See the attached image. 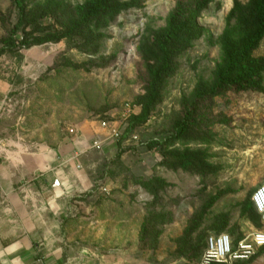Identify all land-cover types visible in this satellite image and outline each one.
<instances>
[{
	"label": "rangeland",
	"instance_id": "374dc122",
	"mask_svg": "<svg viewBox=\"0 0 264 264\" xmlns=\"http://www.w3.org/2000/svg\"><path fill=\"white\" fill-rule=\"evenodd\" d=\"M198 1L165 57L176 0H0V172L34 204L45 177L68 171L54 196L64 233L104 264H199L222 225L263 230L244 211L264 181V38L245 60L251 85L219 78L256 30L255 1ZM113 118L123 139L91 149ZM240 264H264V247Z\"/></svg>",
	"mask_w": 264,
	"mask_h": 264
},
{
	"label": "crops",
	"instance_id": "0c3cea01",
	"mask_svg": "<svg viewBox=\"0 0 264 264\" xmlns=\"http://www.w3.org/2000/svg\"><path fill=\"white\" fill-rule=\"evenodd\" d=\"M69 175L63 170L58 178L66 182ZM44 180L47 200L27 204L13 174L0 172V264H104L65 235L63 208L54 198L59 190L52 177Z\"/></svg>",
	"mask_w": 264,
	"mask_h": 264
},
{
	"label": "built area",
	"instance_id": "2783aa9c",
	"mask_svg": "<svg viewBox=\"0 0 264 264\" xmlns=\"http://www.w3.org/2000/svg\"><path fill=\"white\" fill-rule=\"evenodd\" d=\"M134 112L130 105H126L119 111V118L127 119ZM99 127L104 133L96 132L90 144V148L96 151L105 149L108 140L119 142L122 138V130L116 119L102 120ZM69 134L74 136L80 142L81 138L77 136L74 128L68 129ZM137 137V136H135ZM81 153L74 151L72 159L76 160ZM79 167V166H78ZM53 187L59 188L62 182L59 178H55L52 183ZM253 203L261 216L264 226V181L255 190L252 196ZM264 247V228L244 236L241 240L235 241L227 232L210 234L203 254L200 257L199 264H234L247 262L252 260L258 251Z\"/></svg>",
	"mask_w": 264,
	"mask_h": 264
},
{
	"label": "trees",
	"instance_id": "16d2710c",
	"mask_svg": "<svg viewBox=\"0 0 264 264\" xmlns=\"http://www.w3.org/2000/svg\"><path fill=\"white\" fill-rule=\"evenodd\" d=\"M13 1L17 5V7L22 10V0H13ZM110 1H112V0H100V2H98V7L103 8L105 6V3H108ZM185 1L186 0H176L177 11L171 17L170 22H169V26H168L167 30L165 31V34L160 39V46H161L162 52L165 55V57H167V43H168V41L173 39L178 33L181 32V30L184 29L182 23L178 22L177 19L179 18V16H183L184 13L186 12ZM254 1H255L256 10H257V13H256V30H255L254 34L252 35V37L250 39L246 40L241 45L239 53L235 54L231 58L230 64H228L227 70L220 74L219 78L221 80L220 84L222 87L227 86V87L237 89L238 87L244 88V87L252 84V71L246 67L245 60L249 54H251L253 51H255L258 48V46L260 45L261 41L264 38V0H254ZM209 2H211V0H199L196 4V8L202 9ZM119 12H120V10L118 11V13ZM261 89L264 91V87H261ZM217 91H218V88H216V90L213 93L215 94V92H217ZM203 97H204V95H198L194 98V100L192 101V105H191L192 111L199 108L200 101H201V99H203ZM196 123H197L196 117L194 115L188 114V116L184 119L181 131L182 132L188 131L193 125H196ZM123 135H124V132L122 131L121 140L123 139ZM252 196H253V194L251 195V199L248 202V204L246 206V210L244 212H246V213L250 212L253 214H257V216L260 220V223H261L262 227L264 228L263 223L261 221V216L258 213V211H257V209L253 203ZM224 229H225V224L222 225V228H220L218 233H222L224 231ZM243 237H244V235L241 234L238 237L234 238V240L237 242V241L241 240ZM206 243H207V239H206ZM206 243H205V247H206ZM240 263H244V262H240ZM240 263H238V264H240Z\"/></svg>",
	"mask_w": 264,
	"mask_h": 264
}]
</instances>
